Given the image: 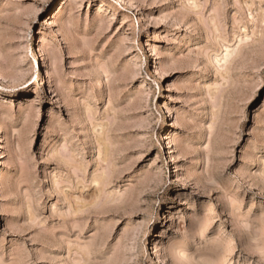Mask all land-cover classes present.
I'll use <instances>...</instances> for the list:
<instances>
[{
	"label": "rangeland",
	"instance_id": "374dc122",
	"mask_svg": "<svg viewBox=\"0 0 264 264\" xmlns=\"http://www.w3.org/2000/svg\"><path fill=\"white\" fill-rule=\"evenodd\" d=\"M0 264H264V0H0Z\"/></svg>",
	"mask_w": 264,
	"mask_h": 264
},
{
	"label": "bare ground",
	"instance_id": "6f19581e",
	"mask_svg": "<svg viewBox=\"0 0 264 264\" xmlns=\"http://www.w3.org/2000/svg\"><path fill=\"white\" fill-rule=\"evenodd\" d=\"M231 53V52H230ZM227 56V55H226ZM160 254V253H159ZM158 259V258H157ZM159 263H160V259H158Z\"/></svg>",
	"mask_w": 264,
	"mask_h": 264
}]
</instances>
